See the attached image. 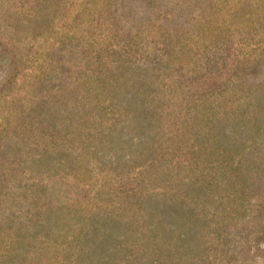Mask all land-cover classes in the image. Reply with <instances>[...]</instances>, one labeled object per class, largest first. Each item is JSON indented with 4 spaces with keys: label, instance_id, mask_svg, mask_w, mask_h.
I'll return each instance as SVG.
<instances>
[{
    "label": "rangeland",
    "instance_id": "374dc122",
    "mask_svg": "<svg viewBox=\"0 0 264 264\" xmlns=\"http://www.w3.org/2000/svg\"><path fill=\"white\" fill-rule=\"evenodd\" d=\"M0 264H264V0H0Z\"/></svg>",
    "mask_w": 264,
    "mask_h": 264
}]
</instances>
